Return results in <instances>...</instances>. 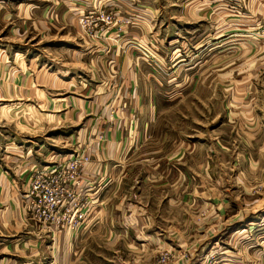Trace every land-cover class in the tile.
<instances>
[{"label":"rangeland","instance_id":"374dc122","mask_svg":"<svg viewBox=\"0 0 264 264\" xmlns=\"http://www.w3.org/2000/svg\"><path fill=\"white\" fill-rule=\"evenodd\" d=\"M128 1L0 0V43L31 56L18 54L6 61L8 68L0 76V129L37 135L30 139L37 147L46 142L45 153L57 144L44 166L64 159L78 142L92 150L97 143L92 130L82 140L77 132L89 116L75 127L61 119L57 129H48L57 126L52 121L57 119L43 114L48 121L44 125L41 112L45 111L36 107L43 97L30 73L37 74L41 61L48 60L50 70L66 64L74 70L82 67L89 75L84 65L92 62L88 80L94 89L99 84L108 88L91 94L94 100L108 98L112 111L125 106L126 116L140 120L135 128L142 139L133 147L134 153L122 158L126 174L118 172L123 170L120 167L112 179L121 176L133 198L142 192L157 202L166 193L180 199L172 204V220L182 231L174 230L165 240L157 238L152 248L141 249L132 237L118 242L92 225L91 237L82 243L88 253L77 264H247L246 255L252 264H260L255 251L264 252V223L260 222L264 215V32L260 28L264 18L252 31L244 29L248 18H244L248 22L238 18L236 36L229 34L228 21L223 20L219 28L205 33L204 44L185 45L182 36H200L202 31L188 32L181 21L167 27L172 11L169 0ZM23 3L28 4L26 17L15 8ZM35 5L40 11L30 9ZM237 7L240 18L245 17L244 2ZM6 10L10 14L4 19ZM22 20L28 28L20 33ZM24 86H30L29 94L21 89ZM132 104L136 106L129 107ZM69 131L77 140L74 145ZM89 168H94V162ZM92 175L87 177L91 184ZM94 208L89 219L97 205ZM25 214L28 218L26 210ZM230 224L235 228L248 224L251 233L246 239L253 240L254 246L225 233ZM46 233L54 247L43 257L45 264H52L65 243L56 242L60 235ZM80 235L72 236L73 244Z\"/></svg>","mask_w":264,"mask_h":264},{"label":"crops","instance_id":"0c3cea01","mask_svg":"<svg viewBox=\"0 0 264 264\" xmlns=\"http://www.w3.org/2000/svg\"><path fill=\"white\" fill-rule=\"evenodd\" d=\"M119 1L123 4L129 2L128 0ZM242 2H244L246 13L243 17L240 9V18L237 14V5L241 7ZM23 4L21 6L16 5L15 8H18V14L23 11V15L26 17L28 4ZM178 4L181 5L180 8ZM140 5L138 2V6ZM167 5L172 7L169 18L165 21L167 27L171 26L173 28L174 25H179L178 22L181 21L185 23V29L188 32L202 31L200 36H193L188 33L187 36H182L181 41L185 45L190 43L194 45L204 44L206 41L205 33L207 31L209 33L212 28H219L218 26L223 20L228 21L227 25L230 28L223 26L228 29L229 34L234 33L236 36L238 35L235 30L238 18L244 22H248L244 18L249 19L250 23H247L248 26L244 29H250V31L257 29L261 24L259 19L264 18V0H169ZM148 7L150 10L153 9L152 6ZM39 8V5H35L30 9H34L36 12ZM6 11L4 19H7L10 14L9 10ZM2 21L0 19V23ZM136 21L140 23V20L136 19ZM27 28L26 20H22L18 27L20 33L25 32ZM245 36L248 37L247 34ZM12 37L17 38V36ZM226 38L229 41L236 40L230 39L231 37ZM0 40H2V37H0ZM174 40L176 39L173 38L170 42L173 43ZM16 50L4 47V44L0 43V55L3 56L0 60V76L8 68L6 62L8 59L15 58L18 54H22L24 57L30 56L27 52L23 53ZM90 53L91 51L86 48L85 54L89 57ZM47 62L50 61L47 60ZM47 62L41 61L37 74L30 72L34 84L40 90V96L43 97L41 103L37 101L36 107L42 109L40 112L45 111L41 112L45 121L44 125L48 122H46L44 115H53L57 119L52 120L53 123H57V126L48 129H57L61 119L67 120L70 127H75L82 118L89 116V120L85 119L79 126V131H77L78 128H76V131L79 133L78 140H82L83 135L89 131L88 129L92 130L91 132L94 133L93 136H96L95 140L97 142L92 150L95 161L98 163V166L91 171L94 178L92 190L97 192L96 195L98 196L95 215L89 219L87 228L75 240L76 243H72V235L68 232L63 235L64 237H62V234L59 236L60 238L56 242H64L65 244L59 250L57 259L56 257L53 258L52 264H77L79 258L81 256L83 258V255L85 256L87 252V246L82 243L86 242L88 237H91L94 227H102L100 231L103 235L112 237L114 240L117 239L118 242L120 238L132 237L134 238L133 244L136 243L141 249L146 246L152 248L157 238L165 240L174 230L182 231L174 227L172 220V204L181 201L180 199L166 193L157 202L156 197L145 198L142 192L139 194L140 197L133 198L127 194V188L121 182L120 175L119 178L114 176L112 179L111 177L116 174L117 170H120V167L124 166L122 158L129 155V152L134 153L136 151L137 148L133 147L138 145L142 139L141 132L135 128L140 120L126 116L125 106H117L118 109L115 106L116 111H112L113 109L109 107L108 98L101 101L100 97H96L94 100V96L92 97L91 94L104 92L108 88L105 84H99L97 89H94L92 80H88L93 68L92 62L84 65L85 69L89 71V75L82 67L74 70L66 64L61 67L55 66L53 70H50ZM26 87L24 86L21 89L29 94L30 86ZM103 97L105 99V96ZM133 105L136 106L132 104L129 107L132 108ZM68 134L69 138H72V145H74L76 141L74 134L71 135L70 131ZM98 134H104V139L100 140ZM35 136L37 135L4 132L3 129H0V264H45L48 261L43 257V254L54 247L51 246L50 233L47 234L46 230L34 223L32 224V220L30 221L25 214V199L22 193L30 184V174L37 168L47 166H44L46 160L48 161L46 158L49 157L50 153L56 152L54 146L57 145L53 143V148H46L48 152L45 153L46 142L42 141L38 144V147L35 146L34 141L30 139ZM114 161L115 166L111 168L110 164ZM124 168H121L123 170L118 172L126 174ZM164 173L166 175V169ZM124 178L125 175L122 181ZM142 182H144V185H148L145 178ZM164 186H167L166 182ZM168 186H172L171 178ZM170 190L172 193V189ZM260 219V222L264 223V215ZM247 222L253 223L254 220ZM232 224L225 233L233 234V239L240 237L245 246L249 244L254 246L253 240L246 239L251 233L248 224L243 228H235L236 224ZM92 225H94L93 228H89ZM80 238H82V241H80V251H78L76 247ZM255 252L260 264H264L263 250ZM51 253H53L52 250ZM234 254L237 255V253ZM251 259L250 255L245 256L247 264ZM250 263L252 264V262Z\"/></svg>","mask_w":264,"mask_h":264},{"label":"built area","instance_id":"2783aa9c","mask_svg":"<svg viewBox=\"0 0 264 264\" xmlns=\"http://www.w3.org/2000/svg\"><path fill=\"white\" fill-rule=\"evenodd\" d=\"M260 28L264 32V23ZM98 137L103 140L104 134ZM78 143L64 159L32 171L30 184L23 193L28 218L52 235L68 232L78 236L87 228L98 201L97 192L87 182L92 171L89 166L93 162L95 168L97 165L93 150Z\"/></svg>","mask_w":264,"mask_h":264}]
</instances>
